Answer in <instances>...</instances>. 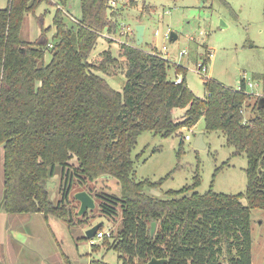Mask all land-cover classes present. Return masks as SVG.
Wrapping results in <instances>:
<instances>
[{"label": "trees", "instance_id": "1", "mask_svg": "<svg viewBox=\"0 0 264 264\" xmlns=\"http://www.w3.org/2000/svg\"><path fill=\"white\" fill-rule=\"evenodd\" d=\"M7 1L0 9V148L7 192L2 210L9 215L54 216L73 226L67 203L75 183L87 187L113 179L119 195L98 190L95 196L105 215L116 218L121 210L119 231L103 241L124 264L152 259L166 260L164 264H253L252 210H264L261 98L248 119L245 108L253 95L209 79L205 98H198L187 85L185 69L175 68L172 77V65L163 56L125 44L120 56L127 62V83L118 92L99 74L108 75L116 67L118 59L111 51L102 53L99 64L89 62L103 35L118 32L119 14L112 0H80L81 15L72 27L58 9L52 48L46 38L50 28L34 43L21 38L26 15L44 0ZM135 1L129 0L132 5ZM61 2L65 6L68 0ZM48 49L52 58L46 64ZM182 72L183 80L176 83ZM241 87L245 89V79ZM180 108H187L181 123L174 118ZM201 119L206 131L225 135L234 156L247 157L245 195L212 189L200 194L199 176L192 186L167 192L166 199L147 194L146 188L160 187L161 182L134 178L133 151L139 137L151 132L171 138ZM73 159L77 165L71 164ZM58 168L62 199L54 204L46 185Z\"/></svg>", "mask_w": 264, "mask_h": 264}, {"label": "rangeland", "instance_id": "2", "mask_svg": "<svg viewBox=\"0 0 264 264\" xmlns=\"http://www.w3.org/2000/svg\"><path fill=\"white\" fill-rule=\"evenodd\" d=\"M115 2L114 10L119 14L118 32L104 34L89 57L90 63L99 64L103 59L102 53L111 51L118 59L116 67H111L108 75L99 73L114 90L122 93L127 83L124 74L127 62L120 56L122 45L137 47L136 30L138 26H144V42L139 48L163 56L172 65V77L175 76V68L185 69L187 85L196 97L205 98V80L211 79L238 91L245 79L246 93L253 98L246 105L244 115L248 119L253 115L254 104L264 97V0H136L134 5L129 0ZM7 3V0H0V9L6 8ZM58 9L64 14L65 24L75 26L81 15V1L68 0L63 6L61 0H44L34 13L26 15L21 30L22 40L34 43L44 29L50 28L46 38L53 45L57 32L54 18ZM157 32L159 36H156ZM167 33H175L177 40L166 38ZM163 47L167 49L165 52ZM51 58L48 49L45 63L49 64ZM202 65L206 71H200ZM182 74L178 81L183 80ZM186 111L187 108L174 110V118L181 123ZM187 135L191 137L190 141L185 140ZM201 135L205 149L194 147L195 140ZM181 141L184 142L182 145ZM234 152L222 132L206 131L204 119L192 128H182L171 138L146 132L139 137L133 151L136 160L134 178L136 181L161 182L160 187L146 188L147 194L158 199H166V193L171 190L192 186L197 176L200 178L197 188L200 194L212 189L216 193L245 195L248 159L245 155L234 156ZM3 162L4 152L0 148V202L4 192ZM71 164L78 163L73 159ZM61 177L58 168L50 180L54 187L46 185L54 204L62 199ZM98 190L120 194V188L113 179H100L87 187L75 183L67 203L74 215L73 226L54 216H12L2 210L0 240L7 222L20 219L27 221L31 229L34 224L43 240L40 245L45 249L36 253L34 260L28 258L30 253H26L16 262L2 258L0 250V264H124L120 254L110 250L103 239L87 238V231L98 224L103 227L99 231L116 234L122 223L121 210L116 218L101 211V201L95 196ZM88 191L93 193L96 207L80 216L81 204L75 197L77 193ZM242 201L247 204L245 198ZM80 221L86 224L78 225ZM251 234L253 264H264V210H252Z\"/></svg>", "mask_w": 264, "mask_h": 264}, {"label": "crops", "instance_id": "3", "mask_svg": "<svg viewBox=\"0 0 264 264\" xmlns=\"http://www.w3.org/2000/svg\"><path fill=\"white\" fill-rule=\"evenodd\" d=\"M27 224V221L20 219H13L7 222L0 240L2 258L4 257L7 260L10 259V261L16 262L20 258H23L26 253H30L27 254L28 258L34 260L33 257H35L36 253L43 252L45 248L40 245V242L43 241L42 238L38 236L39 233H37L38 231H36L34 224L32 225V229ZM41 264L44 263L42 262Z\"/></svg>", "mask_w": 264, "mask_h": 264}, {"label": "water", "instance_id": "4", "mask_svg": "<svg viewBox=\"0 0 264 264\" xmlns=\"http://www.w3.org/2000/svg\"><path fill=\"white\" fill-rule=\"evenodd\" d=\"M137 47H140L142 43L144 42V33H145V27L144 26H138L137 27ZM177 35L175 33H171L170 40L171 41H176L177 40ZM260 106H264V97L260 99ZM194 147L197 149H205L206 145L203 143V136H199L194 143ZM54 183H51L50 181L47 182V187H54ZM7 198V192H3V198L0 202V212L2 211V208L4 206V203ZM81 204V208L79 211V215L83 216L88 210H93L96 207V203L94 198L87 192H80L76 194L75 197ZM102 225L98 224L94 226L93 228L89 229L87 231V238L88 239H93L96 237L98 231L101 229ZM156 230V223H152L151 225V234L154 235ZM166 263V260H158V259H152L150 262L147 264H164Z\"/></svg>", "mask_w": 264, "mask_h": 264}, {"label": "built area", "instance_id": "5", "mask_svg": "<svg viewBox=\"0 0 264 264\" xmlns=\"http://www.w3.org/2000/svg\"><path fill=\"white\" fill-rule=\"evenodd\" d=\"M116 0H112L111 2H110V5L111 6H115L116 5V2H115ZM156 36H159V33L157 32L156 33ZM170 36H171V33H167L166 34V38H170ZM52 44L50 45V48H52ZM167 49H166V47H163V51L165 52ZM206 71V67H204L203 65L202 66H200V71ZM181 81H178V80H176V83H180ZM251 87H252V85H250ZM246 88H247V82H246V87H245V89H243L242 87H240V89L238 90V91H246ZM185 140L186 141H190L191 140V137L189 136V135H187L186 137H185ZM106 236H108V237H110L111 236V234H107V233H104L103 231H98V233H97V235H96V237L95 238H99V239H104ZM92 243H94V241H92Z\"/></svg>", "mask_w": 264, "mask_h": 264}]
</instances>
